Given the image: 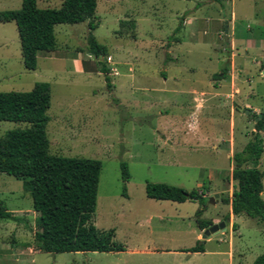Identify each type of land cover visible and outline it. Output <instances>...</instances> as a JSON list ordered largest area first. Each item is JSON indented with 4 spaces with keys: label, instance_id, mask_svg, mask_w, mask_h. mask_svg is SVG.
Listing matches in <instances>:
<instances>
[{
    "label": "rangeland",
    "instance_id": "1",
    "mask_svg": "<svg viewBox=\"0 0 264 264\" xmlns=\"http://www.w3.org/2000/svg\"><path fill=\"white\" fill-rule=\"evenodd\" d=\"M63 1L38 0V6L59 8ZM22 2L0 0V11ZM95 23L94 30L89 21L57 24V49L39 52L31 70L16 22H0V91L51 84V152L101 160L93 223L114 229L125 250H40L31 193L21 179L1 172L0 205L26 222L0 220V264H253L264 254V223L244 213L232 221L223 198L237 187L233 155L253 138L255 116L264 111V0H98ZM91 31L106 56L88 53ZM106 57L112 87L99 71ZM201 92L206 101L198 107L194 98ZM28 125L0 121V137ZM259 167L264 174V153ZM148 182L208 195L153 199ZM200 209L202 220L227 223L208 241L198 236ZM197 245L205 251L190 250Z\"/></svg>",
    "mask_w": 264,
    "mask_h": 264
},
{
    "label": "trees",
    "instance_id": "2",
    "mask_svg": "<svg viewBox=\"0 0 264 264\" xmlns=\"http://www.w3.org/2000/svg\"><path fill=\"white\" fill-rule=\"evenodd\" d=\"M97 7L98 0H64L59 8H41L38 0H23L18 9L0 11V22H16L24 64L26 68L35 70L38 53L55 51L58 47L56 25L89 21L90 30H94L97 27ZM179 30L180 27H177L175 34ZM87 42L88 53L95 58L108 54L107 47L97 40L92 31ZM99 71L106 74L108 87H112L111 69L106 62L102 63ZM51 104L49 82L38 81L30 91H0V121L29 124L24 128L11 129L0 137V173L21 179L24 189L31 193L33 209L37 213L34 237L40 250L50 253L124 251V245L115 240L114 229L102 230L93 223L103 168L101 160L51 152L47 132ZM262 132L264 111L256 121L253 138L233 155L232 179L237 187L231 197L223 200L231 204L234 215L244 213L264 223V174L259 167L264 153ZM122 166L124 179L127 180L126 163ZM146 194L158 200L203 201L206 190L188 191L168 183L148 182ZM202 212V209L198 210L196 216L198 227L204 230L213 222L202 220ZM2 219L26 222L25 217L0 205ZM190 250L205 251L203 245ZM253 264H264V254L257 257Z\"/></svg>",
    "mask_w": 264,
    "mask_h": 264
},
{
    "label": "water",
    "instance_id": "3",
    "mask_svg": "<svg viewBox=\"0 0 264 264\" xmlns=\"http://www.w3.org/2000/svg\"><path fill=\"white\" fill-rule=\"evenodd\" d=\"M228 30H229V24L228 22H226L225 24V39L228 41L229 40V36H228ZM240 110H244V108H241ZM251 111L250 108H246L245 109V113L249 114ZM260 117H262V113L259 115V117H256V121H258L260 119ZM217 197H219V194H217ZM226 221H222L220 223H214L211 226H209L208 228L204 229L203 234H202V239L206 240L208 238L213 237L215 234H218L222 229L226 228Z\"/></svg>",
    "mask_w": 264,
    "mask_h": 264
},
{
    "label": "crops",
    "instance_id": "4",
    "mask_svg": "<svg viewBox=\"0 0 264 264\" xmlns=\"http://www.w3.org/2000/svg\"><path fill=\"white\" fill-rule=\"evenodd\" d=\"M194 17H191L190 18V20H192ZM189 22V21H188ZM229 28H230V26H229ZM48 53H53V51H51V52H48ZM51 56V55H50ZM74 61H79V59H74ZM89 69V70H88ZM81 71H83V72H94V70H90V68H84V70L82 69V67H81ZM146 90H152V89H146ZM204 92H201L200 94H197L196 95V97L194 98V103L198 106V105H203L204 103H205V101H206V99L204 98ZM233 98V97H232ZM204 102V103H203ZM250 107V108H252L253 106L251 105V104H249V103H247V104H245V108H247V107ZM199 107V106H198ZM206 195H208V191L206 192ZM35 212V211H34ZM233 218H234V214L232 215V221H233ZM214 224V223H213ZM200 229V228H199ZM201 230V229H200ZM203 231L204 230H201V232L199 233V237H202V234H203ZM213 237H211V238H208V239H206V240H204V241H208V240H210V239H212ZM203 252V251H202Z\"/></svg>",
    "mask_w": 264,
    "mask_h": 264
},
{
    "label": "built area",
    "instance_id": "5",
    "mask_svg": "<svg viewBox=\"0 0 264 264\" xmlns=\"http://www.w3.org/2000/svg\"><path fill=\"white\" fill-rule=\"evenodd\" d=\"M90 56H91V57H94V56H92V55H90ZM107 59L110 60V61H111L112 59H111V57H106L105 61H106L107 64H109ZM110 61H109V62H110Z\"/></svg>",
    "mask_w": 264,
    "mask_h": 264
}]
</instances>
